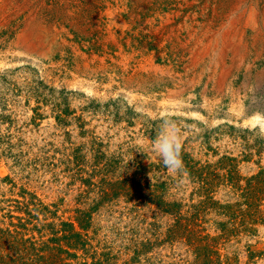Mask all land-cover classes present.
<instances>
[{"label": "rangeland", "instance_id": "1", "mask_svg": "<svg viewBox=\"0 0 264 264\" xmlns=\"http://www.w3.org/2000/svg\"><path fill=\"white\" fill-rule=\"evenodd\" d=\"M38 256L264 264V0H0V264Z\"/></svg>", "mask_w": 264, "mask_h": 264}, {"label": "clouds", "instance_id": "2", "mask_svg": "<svg viewBox=\"0 0 264 264\" xmlns=\"http://www.w3.org/2000/svg\"><path fill=\"white\" fill-rule=\"evenodd\" d=\"M152 145V150L158 154L169 172L183 170L182 143L174 120L168 117L161 118Z\"/></svg>", "mask_w": 264, "mask_h": 264}, {"label": "trees", "instance_id": "3", "mask_svg": "<svg viewBox=\"0 0 264 264\" xmlns=\"http://www.w3.org/2000/svg\"><path fill=\"white\" fill-rule=\"evenodd\" d=\"M112 186H115V184H113ZM69 227L71 228V225ZM18 235L19 234L16 233L15 234V237L18 236ZM70 236H71V238H76L77 240L81 238L79 234H73V235H70ZM58 241H59V239H51V240H48L45 243V246H46L45 249H47V250L50 249V250H53V251H54V249L57 250L58 247L52 246V244H58ZM77 245H78V242L77 241H74V244H71L70 247H72L73 249H75V248H77ZM30 248H31V250L33 252L32 256L33 257H36L37 254H35V252L37 251V249L34 247V243H30ZM43 250H44V248H42L40 251L42 252ZM38 261L42 262V264H45L44 262H46V259L43 258L42 256H38ZM26 264H28V263H26Z\"/></svg>", "mask_w": 264, "mask_h": 264}, {"label": "bare ground", "instance_id": "4", "mask_svg": "<svg viewBox=\"0 0 264 264\" xmlns=\"http://www.w3.org/2000/svg\"><path fill=\"white\" fill-rule=\"evenodd\" d=\"M253 9L252 8H250V19H251V21L252 22H254V20H255V17H254V13H253V11H252ZM249 23V22H248ZM233 24V23H232ZM256 26V25H255ZM234 31V30H233ZM231 32V31H230ZM230 32L229 31H223L220 35H219V42H220V40L223 42L228 36H230ZM217 37V36H216ZM230 37H232V36H230ZM229 38V37H228ZM215 40V39H214ZM237 41V40H236ZM219 42H217L216 41V43H215V45L213 46L215 49H216V47H217V43H219ZM220 44V43H219ZM224 44V43H223ZM221 45V44H220ZM222 46V45H221ZM223 48V47H222ZM211 49V48H210ZM212 50V49H211ZM221 50V49H220ZM219 50V51H220ZM208 51H209V48H208ZM215 51V50H214ZM210 52V51H209ZM220 52H222V50L220 51ZM210 54V53H209ZM223 54V53H222ZM216 59V58H215Z\"/></svg>", "mask_w": 264, "mask_h": 264}]
</instances>
